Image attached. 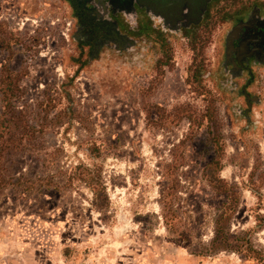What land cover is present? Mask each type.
I'll use <instances>...</instances> for the list:
<instances>
[{
  "label": "rangeland",
  "instance_id": "374dc122",
  "mask_svg": "<svg viewBox=\"0 0 264 264\" xmlns=\"http://www.w3.org/2000/svg\"><path fill=\"white\" fill-rule=\"evenodd\" d=\"M43 4L0 0V264H264L213 245L225 214L264 254V109L239 133L187 54L82 68Z\"/></svg>",
  "mask_w": 264,
  "mask_h": 264
},
{
  "label": "flooded vegetation",
  "instance_id": "af4514ba",
  "mask_svg": "<svg viewBox=\"0 0 264 264\" xmlns=\"http://www.w3.org/2000/svg\"><path fill=\"white\" fill-rule=\"evenodd\" d=\"M42 2V1H41ZM69 10L74 58L82 68L104 54L133 57L158 76L187 54L209 80L230 125L253 133L264 109V0H50ZM52 4V5H51ZM199 53L202 59H197ZM196 72L198 74L196 75Z\"/></svg>",
  "mask_w": 264,
  "mask_h": 264
},
{
  "label": "trees",
  "instance_id": "16d2710c",
  "mask_svg": "<svg viewBox=\"0 0 264 264\" xmlns=\"http://www.w3.org/2000/svg\"><path fill=\"white\" fill-rule=\"evenodd\" d=\"M9 89L12 90L13 88L9 85ZM8 106V104H6ZM214 111H210L206 116L210 119H213ZM213 141L215 146L218 147L217 155L221 156L223 151V146L220 142V136L213 137ZM217 159L213 160V163H216ZM262 197V196H261ZM229 217L225 214L221 215L217 222H216V238L214 241V246L219 247H226L231 248L239 253L245 254L249 257H255L258 259L259 262L264 261V254L261 251L255 250L250 237L247 236L248 233H245L246 236H234L229 231ZM219 241L216 245V242Z\"/></svg>",
  "mask_w": 264,
  "mask_h": 264
},
{
  "label": "built area",
  "instance_id": "2783aa9c",
  "mask_svg": "<svg viewBox=\"0 0 264 264\" xmlns=\"http://www.w3.org/2000/svg\"><path fill=\"white\" fill-rule=\"evenodd\" d=\"M60 19H61L60 17H57L56 19H54L52 21V23L53 24L54 23H57V22L60 21ZM64 20L66 21V26H65V29L62 30V34L67 37L70 34V31L72 29V20L71 19H67V18H65ZM29 21L37 22L38 20L37 19H34V18H31L29 16H23L18 21V24L21 23L22 26H24V25L28 24Z\"/></svg>",
  "mask_w": 264,
  "mask_h": 264
},
{
  "label": "crops",
  "instance_id": "0c3cea01",
  "mask_svg": "<svg viewBox=\"0 0 264 264\" xmlns=\"http://www.w3.org/2000/svg\"><path fill=\"white\" fill-rule=\"evenodd\" d=\"M39 1H42L44 4H43V8H52L51 6H47L45 3H48L50 2V0H39ZM23 2H28V0H23ZM52 5V4H51Z\"/></svg>",
  "mask_w": 264,
  "mask_h": 264
}]
</instances>
